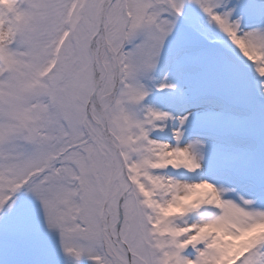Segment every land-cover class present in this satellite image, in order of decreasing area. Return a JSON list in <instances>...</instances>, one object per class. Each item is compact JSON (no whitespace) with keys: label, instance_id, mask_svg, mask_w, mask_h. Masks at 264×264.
Listing matches in <instances>:
<instances>
[{"label":"snow or ice","instance_id":"obj_1","mask_svg":"<svg viewBox=\"0 0 264 264\" xmlns=\"http://www.w3.org/2000/svg\"><path fill=\"white\" fill-rule=\"evenodd\" d=\"M0 264H264V0H0Z\"/></svg>","mask_w":264,"mask_h":264}]
</instances>
